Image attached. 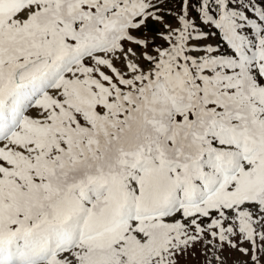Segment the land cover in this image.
<instances>
[{
  "label": "snow or ice",
  "instance_id": "snow-or-ice-1",
  "mask_svg": "<svg viewBox=\"0 0 264 264\" xmlns=\"http://www.w3.org/2000/svg\"><path fill=\"white\" fill-rule=\"evenodd\" d=\"M0 264H264V0H0Z\"/></svg>",
  "mask_w": 264,
  "mask_h": 264
}]
</instances>
